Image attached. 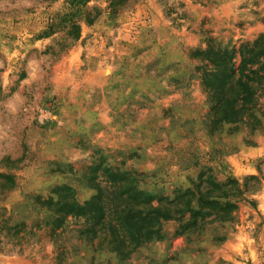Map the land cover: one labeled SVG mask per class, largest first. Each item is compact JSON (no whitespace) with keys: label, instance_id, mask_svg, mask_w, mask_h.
<instances>
[{"label":"rangeland","instance_id":"rangeland-1","mask_svg":"<svg viewBox=\"0 0 264 264\" xmlns=\"http://www.w3.org/2000/svg\"><path fill=\"white\" fill-rule=\"evenodd\" d=\"M66 1L0 0V264H264V78L248 118L220 117L209 84L264 75V0H89L75 39ZM125 183L147 202L120 204ZM61 186L110 195L104 228L46 213ZM207 188L226 205L196 223L167 205ZM124 204L159 207L151 235L117 226Z\"/></svg>","mask_w":264,"mask_h":264},{"label":"trees","instance_id":"trees-1","mask_svg":"<svg viewBox=\"0 0 264 264\" xmlns=\"http://www.w3.org/2000/svg\"><path fill=\"white\" fill-rule=\"evenodd\" d=\"M88 2L89 0L66 1V8L69 13L66 14L67 16L63 21L68 24L70 34L74 39L79 37L80 27L72 20V16L70 18L67 17L68 15H72L70 14V12L85 6ZM85 18L88 23L93 20V18H90V13L88 12L85 14ZM240 64L243 65V60H241ZM219 66H221V64H217V68ZM252 75L257 76L258 78H264V75H259L255 70H250L248 73H243L240 72L239 68L235 70L232 69L228 73L225 71H221L219 74L217 72L209 74V84L212 88L214 82L219 83V86L215 89V92L217 93V101L212 108L217 114L219 112L220 117L230 118L231 116L239 114L240 112H242L243 114L246 113L245 116L247 118L252 115L251 112H248L250 108L245 107L247 105L246 103H248L249 91L251 90V88H253L252 83L257 82L255 78L252 79L249 77ZM213 76H219L220 79L218 81L211 80V77ZM113 180L114 181L112 182L116 183V180ZM230 183L236 184V182L233 180H231ZM69 190L70 188H66L65 186L55 188L51 191V194L53 195H48L45 199L42 200L37 197L39 200L38 204L45 210L46 213H50V215H53L54 217L61 216L62 218H64L67 215L76 217H89L92 220V224L90 226L91 230L96 231L95 227L99 226L100 224L101 228H104L103 226L105 225H103L102 222L106 218V215L114 211L117 206V204L113 205V201L109 197L110 195L106 197V195L104 196V194L102 193V190H97L96 194L92 195L89 199L83 202H79L73 196L69 195ZM188 192L189 191L175 196L174 199L168 201L167 205L172 207L175 206L179 201L182 205H184V207H186L185 209L186 211H188L189 217L195 221L194 223H196V218H198V216L202 213V210L208 209L210 211H213V213H217V211H222L224 209V205H226V201L224 202L222 199H219L223 196L220 197L214 194L213 190L207 188V191L205 192H202L200 190L198 192L197 189V207L191 206V204H189V201H187ZM145 198L146 197H144L141 192L133 189L131 185H128L126 183L123 185L121 184L117 193V201H120V204L123 201H133L136 202L137 205L143 204L144 202H147V199ZM147 204L149 205V202L146 203V205ZM177 207H175V209L173 210L174 212L182 211V206L181 208L176 209ZM158 208V206L152 207V209L146 211L144 215H140L143 210L138 209L137 211L135 208H133V206L124 204V206H122L118 210L117 226L123 229L126 233L134 231L132 232V236H135L137 239L141 235H145V237H147L153 233L152 226L143 225L142 221L151 213H155L157 215H159V213H162L159 212ZM165 211H168L170 213L172 211V208L169 207ZM18 225L12 228V230L15 229V232L13 231V238L18 239L16 243H21L20 239H22L24 235H17ZM49 227V235L51 237L58 235L55 234V228H53L52 223L51 225H49ZM22 229H24V225L22 226ZM30 233L31 232H29L28 234Z\"/></svg>","mask_w":264,"mask_h":264}]
</instances>
